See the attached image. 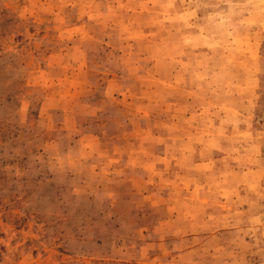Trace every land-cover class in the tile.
<instances>
[{
	"label": "rangeland",
	"instance_id": "1",
	"mask_svg": "<svg viewBox=\"0 0 264 264\" xmlns=\"http://www.w3.org/2000/svg\"><path fill=\"white\" fill-rule=\"evenodd\" d=\"M0 264H264V0H0Z\"/></svg>",
	"mask_w": 264,
	"mask_h": 264
}]
</instances>
